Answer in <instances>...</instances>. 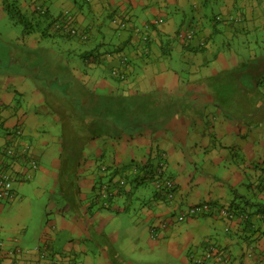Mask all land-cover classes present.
I'll return each mask as SVG.
<instances>
[{
  "label": "crops",
  "instance_id": "1",
  "mask_svg": "<svg viewBox=\"0 0 264 264\" xmlns=\"http://www.w3.org/2000/svg\"><path fill=\"white\" fill-rule=\"evenodd\" d=\"M223 1L221 13L245 21L235 30H261V42L264 1ZM18 4L30 14L41 9L44 20L13 40L4 62L0 158L12 132L21 130L17 139L30 145L38 167L27 180V163L19 165L16 198L0 200V264H197L201 258L203 264H264V48L252 64L242 63L235 50L226 55L224 41L214 38L224 27L206 33L210 0ZM196 8L203 12L190 23L188 13ZM63 14L77 36L51 27ZM116 17L127 21V30L111 23ZM181 24L194 35L201 27L198 40L182 42ZM140 29L146 41L137 35L138 42ZM200 40L207 47L201 49ZM174 52L190 64L177 58L176 66ZM122 56L131 72L124 81L112 80ZM227 70L222 89L204 87V80L218 83ZM231 72L245 83L230 84ZM155 167L174 182L171 198L156 193ZM104 187L112 196L104 198ZM45 197L44 215L32 223V209ZM203 202L213 214L182 222L173 217ZM220 208L236 218H223ZM164 220L171 222L166 230ZM26 246L35 251L8 255ZM212 246L217 252L206 258ZM37 248L48 249L45 261Z\"/></svg>",
  "mask_w": 264,
  "mask_h": 264
},
{
  "label": "rangeland",
  "instance_id": "2",
  "mask_svg": "<svg viewBox=\"0 0 264 264\" xmlns=\"http://www.w3.org/2000/svg\"><path fill=\"white\" fill-rule=\"evenodd\" d=\"M263 1L264 0H253V2H255L256 4H258V2H263ZM3 2H4V0H0V82L3 80L2 78H4V72L5 71H3V70L6 69V68H4L5 67L4 62H7L9 60V50H11V47H14V49H15V44H14L13 40L18 39V37L22 38V36L25 35V29L23 26L24 24H22V22L18 18V15H15L14 18H12V19L10 18V15L5 10ZM15 2H17V4H15V6L20 9L19 10L20 15L31 17L30 12L23 10L20 7V5L18 4V0H12L10 3L12 4ZM222 2H224V1L219 0V2H217V0H210L211 6H208V8L206 10V14H207L206 20H207V25H208V26H206V33L212 34V33H214L215 28L218 29V31H219V30L223 29V27H224V31L219 32V35L216 36L214 34V38H216L215 41L217 43L220 40L224 41L226 52H224V49L223 50L221 49L222 50L221 52H224L226 55H229V54H232V52H234V50H235V52L239 55L240 61L242 63L252 64L254 62V60L252 59V56L257 55V57H260L263 53L262 49L264 48V33L263 34L260 33V35H262V38L260 39L261 42H259V43L257 41V34L259 32H261V30H259L256 33L255 30L250 29L249 31H247L246 35L240 34L239 31L235 30V29L239 28L238 26L242 25L245 22L244 19L240 18V15H233L234 17H237V20L234 22V27H235V28L233 27L234 29L230 28L229 27L230 25H225L226 22L224 21V18H226V14L221 13V10H220V7L224 6V4H221ZM199 6L201 7V4ZM250 6H252L251 3H250ZM16 11L18 12V10H16ZM42 12L43 11L41 9H39V11L37 10V13H39V14H42ZM202 12H203V8H199V9L196 8L195 10H193V12L188 13L190 15V17L188 16L187 18L190 21V23L193 21V16L196 17L198 20L200 17V14H202ZM176 16L180 17L179 14H177ZM181 16H183V13H181ZM58 18L62 19V18H68V17H67V15L65 16V14H63ZM218 18H223V20H219V21L216 20ZM184 20L182 21V23L184 22ZM208 20H209V22H208ZM213 23H215V25H217V26H215ZM183 24H181L179 26V28H181V30H183V27H182ZM197 25H198V22L195 23L196 27H197ZM200 28H197V31H196V32H198L197 34H199L198 36L201 35V31L198 30ZM140 30L142 31L143 29H140ZM189 30H195V29H192V27H191ZM197 34L193 35L194 36L193 41L198 40V37L196 36ZM136 37L138 39V42H140L139 40L141 39V37L140 36H136ZM181 41H182V39H181ZM181 41L179 40V42H181ZM182 42H181V44H182ZM199 42H200L199 47L201 49H204L205 47H207L205 45L204 46L201 45V43H202L201 40ZM208 44H209V42H208ZM227 46H229V48H231V49H228ZM57 47H58V45H55V49ZM207 52L208 51L204 52L206 54V56H210V52H209V54ZM16 53H17V51H16ZM173 57H174V64L176 66L179 65L177 63V58L181 59V62H183V61L185 62L187 60L179 52H177V53L174 52ZM213 57H214L213 55L210 56L211 59ZM188 63H189V61H188ZM215 67H217V66H215ZM214 69L218 70V68L213 67V70ZM245 71H248V70L245 69ZM228 72H229V70H227L226 72L219 75V79H217L219 81L218 83L215 82V80H213V79H211V80L209 79L208 81L204 80L203 81L204 87L207 88L209 92H211L212 90L215 92V90L222 89L224 87L223 85L225 83V82H222V80L223 79L229 80L228 79V77H229ZM238 75H239V72L238 73L237 72H231V80L229 83L235 84V82H236L242 86L245 83L244 82L245 79L244 78H242V80L240 78L238 79L237 78ZM128 76H129V74H128ZM114 77H113V75H111L110 78L112 80H114V79L118 80ZM210 77H212V76H210ZM122 81H124V80H122ZM261 86L264 90V82L261 83ZM225 88H228V85ZM236 89L238 90V88H236ZM227 95H228V93L226 94V96ZM221 96H225V95H221ZM152 186L153 185L147 186V194L148 193L151 194ZM155 188H156V179H155ZM142 190H144V187L142 188ZM45 202H46V197L42 200L41 203L36 202V204L34 205V207L32 209V213L34 216L32 223L38 222L43 217ZM128 214L129 213H124L123 218H126V215H128ZM23 250H25L26 252L27 251H33V250L35 251V246H29V247L26 246L23 248ZM39 258H40V255H39Z\"/></svg>",
  "mask_w": 264,
  "mask_h": 264
},
{
  "label": "built area",
  "instance_id": "3",
  "mask_svg": "<svg viewBox=\"0 0 264 264\" xmlns=\"http://www.w3.org/2000/svg\"><path fill=\"white\" fill-rule=\"evenodd\" d=\"M219 20H223V18H218ZM237 19L235 17H229V18H224V21L228 24L231 22L236 21ZM122 24V21L116 17L113 20V24ZM158 23V22H156ZM64 25V27L66 28L68 26V32L71 35H77L78 34V30L75 29V27H70L68 20H64L62 22V24H59L56 26V28L62 27ZM64 28V29H65ZM63 29V27H62ZM184 31L181 32L180 38H183V41H190L194 38V32L192 30H189L187 27L183 28ZM87 36H84L83 39H85ZM123 64H125V60L122 61ZM112 75L115 77H119L121 79L125 78V74L121 73V71L119 70H113L112 71ZM22 134L21 130H17V133H15L13 140H11V146L10 147H4L1 152V158H0V200H7V201H13L16 198L15 192H14V182H15V178H14V174H13V166L16 162L19 161H28V156H29V152H30V146L29 144L23 143L20 144V141L17 139V136H20ZM16 146H20L19 149L16 148ZM31 161H29L31 167H33V169L37 168V162L32 161L34 160L33 158H30ZM159 175H157V179H156V188L157 189H161L163 191H166L168 194V197L171 198L172 196V192H170V190L174 188V182L171 179L165 178L162 175L161 169L158 170ZM32 178L31 175L27 176V180H30ZM121 184H124V180L121 181ZM105 188V187H104ZM107 188V186H106ZM105 188V194L103 195L104 198L112 196L113 192L112 191H106ZM213 207L210 204L207 203H199L196 205L191 206L190 208H188L187 210L181 212V214H175V219L178 222H182L183 220L187 219L188 217H192V218H196L198 216H201L203 214H213ZM220 216H222L223 218L226 217L228 219H235V212H232L231 210L227 209V208H220L218 210ZM241 217L245 220H250V216L249 215H241ZM262 219H264V215L261 216ZM171 225V222L168 220H164L161 227L163 230H166L167 228H169ZM228 231V229H226ZM4 250V243L1 241L0 242V252ZM37 251L39 250L40 253V259L42 261H45L48 257H49V253H48V249H36ZM216 250V251H215ZM217 252V248L215 246H212L209 248V252L206 255V258H209L210 256H212L213 253ZM24 253V250L22 249V247H16L13 250H9L8 251V255L10 257H19L21 256V254ZM204 259H196V263L197 264H203L204 263Z\"/></svg>",
  "mask_w": 264,
  "mask_h": 264
},
{
  "label": "trees",
  "instance_id": "4",
  "mask_svg": "<svg viewBox=\"0 0 264 264\" xmlns=\"http://www.w3.org/2000/svg\"><path fill=\"white\" fill-rule=\"evenodd\" d=\"M12 0H4V7H5V10H6V12L10 15V18L12 19V18H14V16L15 15H18V18L20 19V21L22 22V24H24L23 26H24V29H25V35H30L32 32H34L37 28H40V26L42 25V23H43V15L42 14H39V13H31L30 15H31V17H27V16H22V15H20V13H19V8L18 7H16L15 6V4H17V2H15V3H10ZM16 10H18V12L16 11ZM229 17H231V15H228L226 18H229ZM224 18V17H223ZM115 18H113L112 20H111V23H113V20H114ZM236 19H237V17H236ZM217 20V19H216ZM64 21V19H57V20H55V21H53V22H51V27H53V28H55L57 31H59V32H62V36L63 37H73V36H77V35H71L69 32H68V26L65 28L64 27V25L62 26L63 27V29H62V27H59V28H56V26L58 25V23L59 24H62V22ZM235 22V21H234ZM234 22H231V23H234ZM231 23H228V24H231ZM116 26H117V28L120 30V31H123V30H127L128 29V24H127V21L125 20V21H122V24H116ZM65 28V29H64ZM136 31V30H135ZM139 32H141V31H139ZM142 34V35H141ZM136 36L137 35H140L141 37H143V36H145L144 34H143V31L141 32V33H137L136 32V34H135ZM88 37V36H87ZM85 38V39H87L88 40V38ZM143 39L146 41L147 40V37H143ZM123 60H125V64H123L122 63V61ZM88 61V60H87ZM119 63H120V69H117V68H115L114 70H120L121 71V73H123V74H125V78L124 79H122V80H125V79H127V76H126V72L129 74L130 72H129V65H130V61L128 60V58L127 57H125V56H122L121 58H119ZM113 71V70H112ZM112 71H111V74H112ZM116 78V77H115ZM117 79H121V78H119V77H117ZM262 117V119L264 120V113H263V115H261ZM13 133H17V130H14L13 132H12V134ZM22 140H23V136H22ZM22 140H20L19 139V141H20V144H23V143H25L24 141H22ZM27 144V143H26ZM11 146V143L8 141L7 142V145L5 146V147H10ZM30 146V145H29ZM16 148L17 149H19L20 148V146H16ZM30 158H33L32 156H31V150H30V152H29V156H28V161H26V162H24V161H19V162H16L15 164H14V166H13V171H15V170H17V167L19 166V165H21L22 166V164L23 163H27V165H26V167H27V169L28 170H23V172H24V178H27V176L28 175H31L32 177L34 176V175H32L33 174V172L36 170V168L35 169H33V167H31V165H30V163H29V161H31V159ZM34 159V158H33ZM32 161H35V159L34 160H32ZM35 162H37V161H35ZM37 166H38V163H37ZM161 168H159V169H156V167H155V170L153 169V171H151V172H153V174L154 175H159V172H158V170H160ZM162 170L163 169H161V172H162ZM162 175H163V177H164V174H163V172H162ZM120 180V179H119ZM124 179H121L120 181H123ZM119 181V182H120ZM124 182H127V181H125L124 180ZM124 184H126V183H124ZM101 187V186H100ZM101 189V188H100ZM157 189V188H156ZM157 191H159V192H165V191H163V190H161V189H157L156 190V193H157ZM170 192H172V193H175V186H174V188H173V190L171 189L170 190ZM158 194V193H157ZM168 194V193H167ZM203 203H207L208 204V202H203ZM193 206V205H192ZM181 212H183V211H178L177 210V212H176V215L177 214H181ZM206 214H203V215H201V216H205ZM175 216V214L173 215V217ZM210 216V215H209ZM198 217H200V216H198Z\"/></svg>",
  "mask_w": 264,
  "mask_h": 264
},
{
  "label": "clouds",
  "instance_id": "5",
  "mask_svg": "<svg viewBox=\"0 0 264 264\" xmlns=\"http://www.w3.org/2000/svg\"><path fill=\"white\" fill-rule=\"evenodd\" d=\"M36 161V160H35Z\"/></svg>",
  "mask_w": 264,
  "mask_h": 264
}]
</instances>
